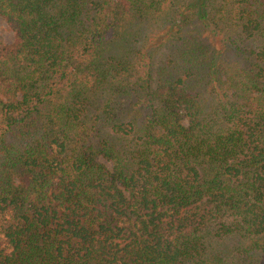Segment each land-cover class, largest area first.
Here are the masks:
<instances>
[{
  "label": "trees",
  "instance_id": "16d2710c",
  "mask_svg": "<svg viewBox=\"0 0 264 264\" xmlns=\"http://www.w3.org/2000/svg\"><path fill=\"white\" fill-rule=\"evenodd\" d=\"M0 17V264H264V0Z\"/></svg>",
  "mask_w": 264,
  "mask_h": 264
},
{
  "label": "rangeland",
  "instance_id": "374dc122",
  "mask_svg": "<svg viewBox=\"0 0 264 264\" xmlns=\"http://www.w3.org/2000/svg\"><path fill=\"white\" fill-rule=\"evenodd\" d=\"M0 38L4 42H11L14 39V32L3 17H0ZM107 164L111 166L110 163Z\"/></svg>",
  "mask_w": 264,
  "mask_h": 264
}]
</instances>
